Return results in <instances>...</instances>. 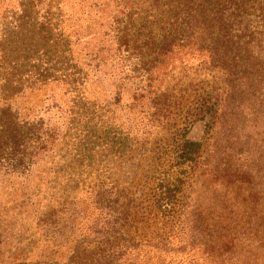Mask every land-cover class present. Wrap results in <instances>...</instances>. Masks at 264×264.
Returning a JSON list of instances; mask_svg holds the SVG:
<instances>
[{
    "label": "rangeland",
    "instance_id": "rangeland-1",
    "mask_svg": "<svg viewBox=\"0 0 264 264\" xmlns=\"http://www.w3.org/2000/svg\"><path fill=\"white\" fill-rule=\"evenodd\" d=\"M6 3L9 8L0 15V138L6 142L3 144L0 140V164L5 165L11 159L16 161L22 154L25 159L33 150L34 145L23 137L24 133L29 134L31 125L53 131L50 148L32 160L33 174L29 182L55 186V191L43 200L48 201L52 192L53 199L58 198L64 191L63 195H70L73 202L65 224L69 234L59 238L53 251L40 241L27 260L39 258L42 253V260L47 259L45 256L50 252L58 264L65 263L76 241L82 237L97 239L95 231L136 234L143 227L149 234L155 224L161 227L164 216L158 214L157 221L153 222V213L149 211L153 205L152 191L162 178L182 175L185 171L174 159L182 129L189 128L187 137L192 140L203 141L209 135L204 120L186 121L183 117L187 105L195 98L189 96L183 110L175 116L169 112L172 107L165 104L174 85L169 75L163 72L157 81L150 83L144 81V75L140 82L138 76L143 71H134L136 52L129 58L123 48L117 50L113 28L109 35L103 34L106 27L100 32V27L95 25L91 30L85 5H63V23L55 30L42 19L44 6L31 9L28 3L19 5L18 0H6ZM72 10L76 14L71 15ZM91 17L96 19L97 15L92 13ZM255 119L245 117L242 111L236 122L228 121L238 126L236 130L227 131L224 127L213 130L211 146L199 159L209 166L207 178L216 168L218 176L233 180L237 171L247 167L251 168L249 173L255 170V175L243 174L242 179L248 184L256 183L258 190L260 186L264 188V116ZM8 120L14 121L16 130L12 131L13 143L8 137ZM34 150L40 152L37 148ZM20 181V176L8 178L0 171L2 202L9 198L11 185L18 188ZM98 185L103 186L100 190L104 197L99 202L95 197ZM195 188L196 185L189 207L174 232L178 235L173 245L178 247L187 242L186 246L153 260L162 264H215L207 258V249L199 247L202 245L197 241L191 242L194 232L190 229L193 225L190 211L193 212L191 205L197 194ZM20 192L19 189L12 193L17 197ZM263 194L264 191L259 200ZM210 196L211 201L213 196ZM42 205L39 202L38 207ZM135 210L136 221L125 220ZM205 210L212 208L206 206ZM241 242L244 243L240 247L248 248L247 241ZM108 247L102 245L103 253ZM95 251L94 248L92 253ZM82 252L78 251L80 259ZM131 255L137 259L135 254ZM123 258L132 260L128 255ZM113 259L116 258L109 260ZM215 260L217 264L221 262L218 258Z\"/></svg>",
    "mask_w": 264,
    "mask_h": 264
},
{
    "label": "trees",
    "instance_id": "trees-1",
    "mask_svg": "<svg viewBox=\"0 0 264 264\" xmlns=\"http://www.w3.org/2000/svg\"><path fill=\"white\" fill-rule=\"evenodd\" d=\"M27 3L31 9L44 6L42 19L55 30L63 23V5H85L91 30L95 25L100 32L106 27L103 34L109 35L113 28L117 50L123 48L129 58L136 52L134 71H143L138 76L140 82L144 75L147 83L157 81L163 72L169 75L174 83L165 104L172 107L169 112L174 116L180 113L189 96H193L195 101L187 105L183 117L186 121L204 120L209 128L208 138L203 141L188 138L189 128L182 129L174 159L185 171L182 175H167L155 184L149 211L153 213V222L158 214L164 216L161 227L155 224L149 234L143 227L137 228L136 234L95 231L97 239H78L70 259L59 264H162L153 259L187 244L173 245L178 235L174 232L189 207L195 185L197 194L191 205L193 212L190 211L193 215L190 229L194 232L191 242L197 241L202 245L199 247L207 249V258L215 264V258L221 261L219 264L226 261L264 264V194L262 200L258 199L264 188L260 186L258 190L256 183L248 184L242 179L243 174L255 175V170L249 173L251 168L242 167L233 180H224L214 168L213 175L207 178L209 166L199 161L211 146L213 130L223 127L227 131L236 130L238 126L228 121L236 122L242 111L255 121L264 116V0H18L19 5ZM7 5L6 0H0V15L9 8ZM92 13L97 15L96 19L91 17ZM74 14L72 10L71 15ZM7 127L9 141L13 143L14 121L8 120ZM23 137L34 145L33 150L25 159L22 154L16 161L0 164V171L8 178L21 177L18 188L9 187V198L5 202L0 200V264H58L50 252L44 260L43 253L39 258H27L40 241L52 250L59 244V238L69 234L65 224L72 198L62 191L58 198L53 199L52 192L48 201L43 200L55 191V186L29 182L32 160L50 148L53 131L34 124ZM102 187H95L98 202L104 199ZM19 189L16 197L12 192ZM39 196L42 197L36 201ZM39 202L43 204L40 208ZM206 206L212 210H205ZM133 215H137V210L129 212L125 220L136 221ZM28 231L31 232L25 237ZM119 239L125 242H117ZM243 239L247 241L246 249L240 247ZM102 245L109 246L107 252L103 253ZM94 248L96 251L92 253ZM125 255L132 260L123 258ZM112 257L116 259L109 260ZM94 259L95 263L89 261Z\"/></svg>",
    "mask_w": 264,
    "mask_h": 264
}]
</instances>
